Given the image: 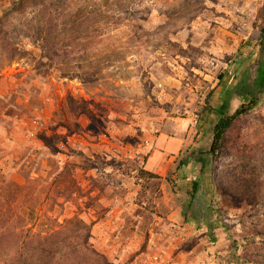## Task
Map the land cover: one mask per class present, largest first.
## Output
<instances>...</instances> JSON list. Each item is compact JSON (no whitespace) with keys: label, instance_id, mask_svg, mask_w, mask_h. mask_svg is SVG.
Returning a JSON list of instances; mask_svg holds the SVG:
<instances>
[{"label":"rangeland","instance_id":"1","mask_svg":"<svg viewBox=\"0 0 264 264\" xmlns=\"http://www.w3.org/2000/svg\"><path fill=\"white\" fill-rule=\"evenodd\" d=\"M263 16L264 0H0V264H227L233 242L203 223L214 187L264 264V103L209 153Z\"/></svg>","mask_w":264,"mask_h":264},{"label":"trees","instance_id":"2","mask_svg":"<svg viewBox=\"0 0 264 264\" xmlns=\"http://www.w3.org/2000/svg\"><path fill=\"white\" fill-rule=\"evenodd\" d=\"M17 2V3H16ZM18 1H13L9 6L3 9V15L9 14L11 10L16 8ZM76 22V20H75ZM260 35L257 44L252 49V54L255 57L254 61H251L244 73V76L241 81H238L233 88H226L223 94V102L217 109L219 118L213 127V140L209 149V153L217 156L220 153L221 147L223 145L225 135L231 126L232 122L238 118H241L245 115L252 113L257 110L264 103V16L262 23L259 27ZM47 44H49L47 40ZM61 47L55 45L51 46V50H60ZM244 98V103H242L233 113H229L230 102L234 96ZM143 172L150 177H155L156 175L152 172L143 170ZM31 176V175H30ZM16 184V183H14ZM199 182L198 180L194 181L193 187L190 189V194L195 196L198 189ZM16 186L22 188L21 185L16 184ZM219 197L216 187L213 188L212 197H211V211L216 213V219L214 221L204 220L205 226L212 230L214 228H221L225 232L226 236L233 242L231 253L226 257L225 261L227 264H252L247 257L239 254V241L237 237L232 235L229 229V225L225 222L223 218V211L219 205ZM192 223V220H190ZM12 225H9L5 231H3V238H7L10 235ZM7 234V236H6ZM215 239V237H212ZM3 240V239H2ZM4 244H6V241ZM31 243L22 240H12L7 243L5 249L14 248L30 249ZM39 251L45 250V247L37 248ZM78 252V247L76 244L73 245L71 253Z\"/></svg>","mask_w":264,"mask_h":264},{"label":"built area","instance_id":"3","mask_svg":"<svg viewBox=\"0 0 264 264\" xmlns=\"http://www.w3.org/2000/svg\"><path fill=\"white\" fill-rule=\"evenodd\" d=\"M256 2H258L259 0H255ZM212 63H214V61H212Z\"/></svg>","mask_w":264,"mask_h":264}]
</instances>
